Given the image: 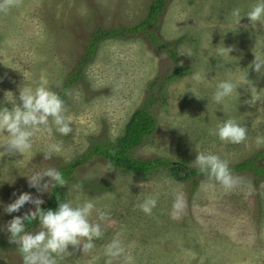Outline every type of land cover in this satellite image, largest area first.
Listing matches in <instances>:
<instances>
[{
    "label": "rangeland",
    "instance_id": "rangeland-1",
    "mask_svg": "<svg viewBox=\"0 0 264 264\" xmlns=\"http://www.w3.org/2000/svg\"><path fill=\"white\" fill-rule=\"evenodd\" d=\"M153 1L0 0V100L6 90L18 97L17 86L23 83L43 84L59 95L98 29L137 26ZM253 2L166 0L156 26L147 33L99 43L81 78L63 96L71 117L69 134L41 130L22 159L4 151L0 133V202H11L14 192L37 195L24 175L73 165L65 198L74 203L91 199L109 213L97 221L102 234L93 238L91 249L69 245L57 264H264V179L256 182L248 171L232 174L236 183L226 189L209 177L179 180L166 168L139 175L114 168L100 156L84 159L93 144L115 142L123 135L138 108L154 116L156 127L131 151L135 158L160 157L197 168L192 163L196 151L213 152L231 166L261 151L264 76L250 62L254 53L264 55V21L250 23L245 16L238 22L230 15L233 7L243 13ZM222 44L232 51L218 53ZM177 68L187 71L173 76ZM193 72L200 74L199 80L192 78ZM222 79H231L236 87L216 103L211 93ZM228 118L246 128L239 143L215 136L216 125ZM50 143H58L59 151L43 159ZM260 162L264 166V158ZM51 191L52 186L39 194L42 208ZM177 193L184 206L172 217ZM145 195L156 198L150 213L137 206ZM30 207L5 213L0 205V226ZM90 220H96L95 210ZM36 227L33 220L26 230ZM116 234L123 251L108 256L105 245ZM0 264H22L6 230H0Z\"/></svg>",
    "mask_w": 264,
    "mask_h": 264
},
{
    "label": "clouds",
    "instance_id": "clouds-1",
    "mask_svg": "<svg viewBox=\"0 0 264 264\" xmlns=\"http://www.w3.org/2000/svg\"><path fill=\"white\" fill-rule=\"evenodd\" d=\"M231 17L238 22L241 17H247L250 23L264 21V0H254L247 11L241 13L239 6L230 11ZM219 45V44H218ZM231 46L223 44L217 48L220 54L230 53ZM186 53H181L183 55ZM189 55V54H186ZM190 56V55H189ZM253 71L264 76V55L254 53L250 62ZM194 80L200 79L198 72H193ZM231 79H222L215 84L211 93V101L222 103L229 97L235 88ZM18 97H14L11 91H5L3 100H0V133L4 137V151L9 156H22L32 149L33 137L41 130L51 134L53 131L67 135L72 130L71 117L66 115L64 100L50 88L43 84L33 87L29 83L17 86ZM18 100V102H17ZM5 101L11 105H5ZM215 136L221 141L239 143L246 136L245 126L228 118L218 123L215 127ZM262 137L257 136L256 142L260 143ZM59 151L58 143H50L43 153V159ZM22 159H15L19 163ZM201 172H206L209 179L219 182L224 188H231L236 183V178L231 174L228 162L220 156L209 151H196L192 160ZM27 178L28 187L37 195L20 191L13 193L11 202L0 205L5 213L20 211L25 205L30 209L21 215H12L0 230H6L9 241L14 243L21 256L22 264H57V257L61 253L68 252V246L73 249L79 247L80 251H86L93 247V238L102 234L101 223L109 213L97 207L93 200L85 199L74 203L71 199H62L57 196V205L53 208H42L44 200L40 193L47 192L50 186H64L66 180L61 171L55 167H47L34 171ZM47 177V179H45ZM74 185L73 187H78ZM156 205V198L145 195L137 205L144 213H150ZM184 206L182 194L177 193L173 199L170 215L176 217ZM95 210L96 220H90ZM35 220V231L26 230V224ZM123 251L118 234L105 245V254L116 256Z\"/></svg>",
    "mask_w": 264,
    "mask_h": 264
},
{
    "label": "trees",
    "instance_id": "trees-1",
    "mask_svg": "<svg viewBox=\"0 0 264 264\" xmlns=\"http://www.w3.org/2000/svg\"><path fill=\"white\" fill-rule=\"evenodd\" d=\"M165 4L166 0H154L149 6L146 19L135 27L109 30L99 28L90 41L86 53L78 63L76 70L66 80L64 90L59 93V96L63 99L68 87L81 78L84 69L92 60L93 55L96 53L97 47L102 40L122 37L129 33H147L148 27L151 25L156 26L158 16L161 14ZM151 37H154V35H151ZM162 48H167V45L162 44ZM186 71L187 69L185 68H177L174 71L173 76H182ZM155 127L156 120L154 116L148 110L138 108L132 113L126 123L123 135H121L115 142L101 141L93 144L90 147L89 152L84 155V159H88L94 155L100 156L114 168H119L123 171L139 175H148L159 168H166L170 169L179 180L192 178L196 181L200 177H208L206 172H201L198 168L171 163L170 160L165 158L153 157L150 159H143L133 157L131 151L140 145L145 137L155 130ZM263 158L264 148L249 159H245L232 166L228 165V167L231 174H239L245 171L251 172L256 177L255 181L257 182V178L264 179V166L260 162ZM60 171L66 181L67 179L73 180L70 177V173L73 171V165L63 167ZM83 185L85 186L86 184ZM57 196L62 199L65 198L64 186H52V191L48 196L47 204L43 208L54 209L57 205ZM29 224L30 223L26 224V226Z\"/></svg>",
    "mask_w": 264,
    "mask_h": 264
}]
</instances>
